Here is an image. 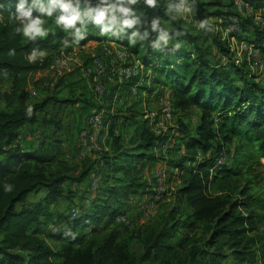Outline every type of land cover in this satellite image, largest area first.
Returning a JSON list of instances; mask_svg holds the SVG:
<instances>
[{"label": "trees", "instance_id": "1", "mask_svg": "<svg viewBox=\"0 0 264 264\" xmlns=\"http://www.w3.org/2000/svg\"><path fill=\"white\" fill-rule=\"evenodd\" d=\"M243 2L264 17V0ZM228 5L0 0V84L7 83L0 88V102L6 103L0 107V264H221L228 258L231 264H262L264 189L257 166L264 160V80L246 60L236 63L221 30L208 24L210 18L216 25L219 17L235 13L233 0ZM182 6L214 49L176 18ZM239 17L244 34L236 38L264 54V29ZM88 40L120 44L130 60L143 65L122 84L128 98L134 95L129 105L111 109L115 87L110 83L102 95L93 89L99 99L94 104L63 95L62 79L51 96L33 100L26 89L31 74L49 65L60 48ZM147 69L151 74L142 75ZM157 87L168 90L175 120L159 132L143 118L142 106ZM77 102L93 105L94 112H103V126L109 123L107 148L91 163L77 162L63 136L68 107ZM192 108L197 120L189 125ZM116 120L132 127L126 140L114 131ZM35 123L48 130L37 144L15 143L21 128ZM100 159L104 171L93 169ZM157 161L165 162L169 180H178L172 204L146 222L123 229L112 225L132 196L151 193L137 171ZM92 170L101 173L99 185L93 189L90 180L88 193L74 201L78 184ZM64 204L71 205L70 222L52 231L50 223L60 222L53 210Z\"/></svg>", "mask_w": 264, "mask_h": 264}, {"label": "crops", "instance_id": "2", "mask_svg": "<svg viewBox=\"0 0 264 264\" xmlns=\"http://www.w3.org/2000/svg\"><path fill=\"white\" fill-rule=\"evenodd\" d=\"M76 50L72 65L70 68H67L64 72H61L59 77L54 76L47 77V75L38 77L36 75L37 72L42 71H36L31 74V81L30 86L28 90L31 92L32 99L37 100L44 96H51L52 91L55 90V85L59 80L62 79L61 84V91L63 95H70L73 97L82 96L83 98H86L89 103L99 102L98 97L94 95L93 92V85H94V79H95V73L97 69L99 68V63L105 64L108 61L111 60H117L119 61L118 57L119 54L123 51L125 52L126 49L123 48L120 44H117L115 42L106 41V40H88L84 44H72L69 45V48H60L58 52L56 53L60 59H65L68 57V54L74 52ZM116 52V53H115ZM98 59L99 62L97 63L95 59ZM50 65L46 68L48 69ZM70 84V85H69ZM123 83H118L117 81H112L110 85H113L115 88L113 93V101H112V110L113 107L116 106L118 108L124 109L127 105L131 102L130 100L134 99V95H131L130 98L127 96V88L122 85ZM28 85V86H29ZM69 85V86H68ZM32 91L35 92V94H32ZM164 94V93H163ZM34 95V96H33ZM160 95V94H158ZM157 90L152 92L151 94L144 97V102L142 104L143 108H150L149 105H153L154 103H151V101L158 97ZM130 101V102H129ZM157 103V99H156ZM48 109V107L46 108ZM68 109L71 111V116L66 117L65 122V131L63 133V136L66 137L67 145L71 147V150L69 153L74 155V158H79V155L81 153V150H79L80 146V139H79V129L80 127L84 126L87 117L90 113L94 112L95 107L84 105L83 103H75L73 105H70ZM86 110V111H85ZM111 110V111H112ZM116 125L114 126V131L120 135L122 141L126 140L132 132V127L129 126V123L126 124L123 123L122 120H116ZM109 123H106L100 133V137H104L107 141V130H108ZM47 127H43L40 125V123H35L34 125H25L20 130L19 137L15 140V143L20 144L23 147H33L37 144V141L39 139L40 133L44 132L46 133ZM127 136V137H126ZM126 137V138H125ZM144 167L149 168L148 170L151 171V174L154 175L157 168H162L164 171L167 172V166L164 161H157L153 164L145 165ZM93 171V170H92ZM93 174V172H92ZM92 174L90 173L89 176L78 184L79 187H83L88 184L92 178ZM84 184V185H82ZM152 185L148 188V190L151 191ZM150 192H147L141 197H144V200L147 196H149ZM143 201V200H142ZM136 202V201H135ZM141 202V201H140ZM138 202V204H133V201L129 200V206L127 205V209L135 208L139 210V205L141 204ZM140 203V204H139ZM133 205V207H132ZM138 205V206H137ZM140 211V210H139Z\"/></svg>", "mask_w": 264, "mask_h": 264}, {"label": "built area", "instance_id": "3", "mask_svg": "<svg viewBox=\"0 0 264 264\" xmlns=\"http://www.w3.org/2000/svg\"><path fill=\"white\" fill-rule=\"evenodd\" d=\"M232 10L235 13L219 17L215 28L221 30L222 39L226 41L229 51L236 63L246 60L249 64L264 68V54L259 49L249 45L243 39L238 40L236 35L244 34L240 26V16L251 18L254 24L264 29V17L259 10H255L251 5L243 2V0H233ZM131 57L126 51L119 54V61L111 60L105 64L99 63V68L95 73V81L93 89L97 96L102 95L106 89V85L112 81L118 83H125L130 81L131 77L136 76L141 70V63L139 60H130ZM226 61V57L222 58ZM98 63L99 60L96 58ZM131 93L136 92V87H130ZM33 94L35 92L33 91ZM157 103L160 105L158 109L146 108L143 112V118L147 120L148 124L155 132L166 130V124L173 121V105L172 101L167 95L160 94L157 97ZM102 111L93 112L86 120L84 127L81 129L79 137L80 143L83 147L93 150L97 146V139L103 128ZM100 165L95 167L99 169L103 165V160H99ZM94 175V176H93ZM93 181L91 185L93 188L97 187V182L100 180L101 173L93 174ZM174 190L171 180L164 169L157 168L154 173V183L151 187V193L146 200H143L139 205L140 212H149L155 201L162 198L163 194L168 190ZM120 215V214H119ZM59 226H50L52 231H55Z\"/></svg>", "mask_w": 264, "mask_h": 264}, {"label": "rangeland", "instance_id": "4", "mask_svg": "<svg viewBox=\"0 0 264 264\" xmlns=\"http://www.w3.org/2000/svg\"><path fill=\"white\" fill-rule=\"evenodd\" d=\"M212 1L221 2L222 5H224L223 8L225 6L229 7L228 3H229L230 0H212ZM175 16L181 22L182 25H184L185 27L190 29L193 33H196V35L199 34L200 37H201V42H203L205 46H207L208 48L210 46L212 49H214L213 45H212L213 43L211 42V40L206 38L205 35L203 33H201L202 31L200 32L202 27L200 25H197V23L191 18V15L188 13V9L186 8V6H182L179 10L175 11ZM208 24L211 25L214 30H216V28H215L216 25H215L214 19L210 18L209 21H208ZM34 29H38V28H34ZM41 30H42V28L40 27L39 31H41ZM30 31L31 30L29 29V27H27V33H26L27 37H28V35H30V33H31ZM122 47L125 48L124 46H122ZM75 53H76V50H74V52L72 51V53L68 54V57H66L65 59H60L59 56L54 52L53 57L50 59V61H51L49 63L50 67L48 69H46L49 66V65H47L43 69H39L38 71H42L44 69L45 70L42 71V72H37L36 75L38 77H42V76L47 75V77H49V78L50 77L53 78L54 76L59 77L61 72H64L67 68L71 67L73 59H74V56H75ZM248 65H249V69H251V71L255 75H257V78L259 80L263 81L264 80V68L257 67L255 65H251L249 63H248ZM141 67H142L141 68V70H142L143 69V65L142 64H141ZM145 74L150 75L151 71L149 69H147V70H145V72H143L142 75H145ZM6 87H7V83L6 82H3V83L0 84V88L1 89H6ZM29 87H31V86L30 85L27 86L26 89H28ZM158 88H159V90L157 91V93L159 91H161L162 92L161 94L164 93L163 95H167L168 97L170 96L169 93H168V90L166 88L157 87L155 90H157ZM32 94H33V91H32ZM31 98H32V95H31ZM156 99L154 98L151 101V103H154V104L152 106L149 105L148 107H150L151 109H158V107L160 105H158V103H156ZM5 105H6L5 102H3V101L0 102V107H5ZM197 113L198 112H197V110L195 108L191 109V111H190V113L188 115V119H187V122H188L189 125H194L196 123V120H197V116L196 115H197ZM89 115H88V117H89ZM67 116L70 117L71 113L67 112ZM174 121L175 120H173L170 123H167L166 124V129L168 127L174 126ZM79 134H80V132H79ZM79 139H80V137H79ZM106 148H107L106 139H104V137H100V138L98 137L97 146L93 150H89L88 148L83 147L81 145V143H80L79 150H81V153L79 155V158H76V161L81 163V164L82 163H91L92 161H95V160L97 161V159L100 158L101 152L104 151ZM97 165H100L99 161H98ZM102 167H103V165L100 167L101 171H104V167L103 168ZM93 169L96 170L97 168L94 166ZM148 169L149 168L142 167V168H140V170L138 169L137 172L141 171L139 174L144 179L147 180V182L149 183L148 187H150L154 183V175L151 174V171L148 170ZM257 171H258V176H259V184L264 189V160H261L260 164H258ZM92 172L93 171H91V174H92ZM100 179H101V176H100ZM92 181H93V177L91 178V183H92ZM171 182H172V186H174V189H176L177 185H179L178 180L171 179ZM98 183H99V181L97 182V185H99ZM82 185H84V184H82ZM89 185L90 184H89V179H88V184L87 185H85L83 187H79L78 186L80 188V191H79V193H76L75 196H73L74 199H75L74 201H77V199L80 200V197H84V195L88 193ZM148 187H147V189H148ZM92 188H93V185H92ZM174 191L175 190L168 189L163 194L162 198H160V199L155 201L154 205L152 206V208L150 209L149 212H140L139 210L136 209V207L127 209V211H125V213L120 214V215L118 214L117 216L114 217V223H112V225H117V226H119L120 229H123L126 226L130 227L131 223H143V222H146V221H148L150 219L156 218V216L160 215L161 212L165 208H168L166 206H168L169 204H172ZM148 197L149 196H147L146 198H148ZM146 198H145V200H146ZM142 200H144V197H141V195L132 196V199H131V201H133V202L134 201H136V202H140L141 201L142 202ZM133 204H135V203H133ZM70 206L71 205H69V204H64V206L62 208L58 209V211L54 212V210H53V214H52L53 216L60 215L57 218V221L58 222L60 221V222L59 223H53L52 222V223H50L49 226L53 225L55 227L56 226L57 227L58 226L67 227L66 225H68V223L70 222V219H68V215H69L70 210H71ZM132 207H133V205H132ZM101 226H102V224L100 226H98V227L100 229H103ZM89 229L85 231L86 235H87V238L89 237V233H90ZM260 230L261 231L259 232V244L263 245L264 244V220H263L262 224H260ZM47 241H48V243H50L54 247L58 246V244L55 243L50 238H47ZM133 249L137 252V251H139L140 247L138 246V244H135L133 246ZM221 264H231V260L228 258V259L224 260ZM262 264H264V257H263V260H262Z\"/></svg>", "mask_w": 264, "mask_h": 264}, {"label": "clouds", "instance_id": "5", "mask_svg": "<svg viewBox=\"0 0 264 264\" xmlns=\"http://www.w3.org/2000/svg\"><path fill=\"white\" fill-rule=\"evenodd\" d=\"M96 166V165H95ZM98 170V169H97Z\"/></svg>", "mask_w": 264, "mask_h": 264}]
</instances>
